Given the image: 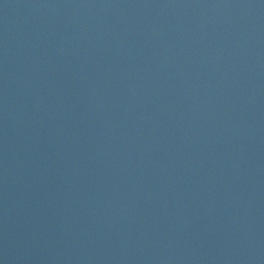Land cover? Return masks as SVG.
<instances>
[{
  "label": "water",
  "instance_id": "95a60500",
  "mask_svg": "<svg viewBox=\"0 0 264 264\" xmlns=\"http://www.w3.org/2000/svg\"><path fill=\"white\" fill-rule=\"evenodd\" d=\"M0 264H264V0H215L122 114L0 220Z\"/></svg>",
  "mask_w": 264,
  "mask_h": 264
}]
</instances>
